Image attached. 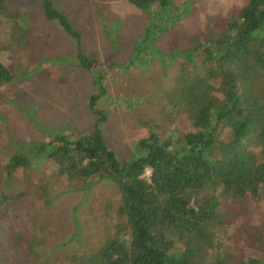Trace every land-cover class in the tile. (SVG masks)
I'll return each mask as SVG.
<instances>
[{"label":"trees","instance_id":"trees-1","mask_svg":"<svg viewBox=\"0 0 264 264\" xmlns=\"http://www.w3.org/2000/svg\"><path fill=\"white\" fill-rule=\"evenodd\" d=\"M126 1L147 15L145 30L126 60L109 62L88 56L68 16L53 0H40L45 18L56 21L76 45L73 56L44 61L91 73L94 90L87 102L96 119L88 131L49 132L47 139L34 142L12 140L0 182L46 160L69 189L87 190L101 181L116 187L119 197L110 205L117 217L113 234L92 252L73 253L68 264H264V219L257 232L246 224L236 229L242 237L219 234L224 222L238 217L228 207L246 214L249 199L264 200V0H246L219 24L208 17L204 30L195 34L176 29L195 0ZM7 3L0 0V24L7 20L10 43L26 51L32 46L31 30L24 14L9 13ZM168 33L185 44L163 50L156 42ZM153 62L174 69L173 84L163 92L166 115L171 120L184 115L191 127L175 137L149 131L120 160L103 134L108 111L98 106L105 96L123 104L108 93L106 68L145 69ZM15 78L0 60L5 102L11 101L2 88ZM41 196L51 207L55 198L46 187ZM5 200L2 195L0 205ZM42 229L37 227L39 233L28 239L27 256L32 264H57L39 249L45 241Z\"/></svg>","mask_w":264,"mask_h":264},{"label":"rangeland","instance_id":"rangeland-1","mask_svg":"<svg viewBox=\"0 0 264 264\" xmlns=\"http://www.w3.org/2000/svg\"><path fill=\"white\" fill-rule=\"evenodd\" d=\"M183 1L176 0L177 4ZM245 1L195 0L191 13L176 29L185 34L199 33L208 17L213 24H219L228 10L240 8ZM53 3L80 32L83 50L90 57L124 61L145 30L147 15L126 0H53ZM7 11L24 14L32 46L25 51L10 43L11 26L4 23L6 19L2 21L0 60L16 78L2 88L11 102L0 98V170L12 153V140L34 142L47 139L49 132L88 131L96 119L87 102L94 90L91 73L73 65L44 61L55 56H73L75 42L56 21L45 18L40 0H8ZM180 41L176 43L175 37L168 33L156 44L166 50L185 44ZM106 69L111 76L106 83L108 93L114 99H122L123 104H117L119 100L111 103L105 96L98 106L108 111L103 134L120 160L128 158L137 140L149 131L175 137L190 129L186 116L178 115L171 120L166 115L163 92L173 84L172 67L153 62L145 69L137 66ZM149 174L147 170L143 177L147 179ZM43 187L55 198L51 207L45 205L41 196ZM2 195H6L8 203L2 201L0 205V264H32L27 256V241L39 233L37 227H42L40 233L45 235L39 249L50 255L51 261L68 264L73 253L98 249L113 234L117 222L110 205L119 193L111 182L101 181L87 190L69 189L57 167L46 160L17 172L7 182H0V198ZM228 209L238 217L233 223L222 224L221 238L242 237L236 229L246 224L259 231L264 219V200L249 199L246 214L238 213L234 206ZM237 243L233 245L237 247Z\"/></svg>","mask_w":264,"mask_h":264}]
</instances>
